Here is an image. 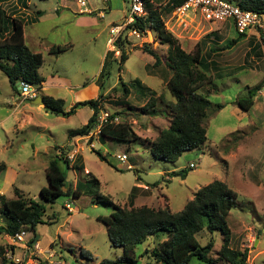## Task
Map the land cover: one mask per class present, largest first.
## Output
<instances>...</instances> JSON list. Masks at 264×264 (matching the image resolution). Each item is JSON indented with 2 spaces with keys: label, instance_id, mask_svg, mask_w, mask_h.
Wrapping results in <instances>:
<instances>
[{
  "label": "rangeland",
  "instance_id": "obj_1",
  "mask_svg": "<svg viewBox=\"0 0 264 264\" xmlns=\"http://www.w3.org/2000/svg\"><path fill=\"white\" fill-rule=\"evenodd\" d=\"M88 1L105 9V15L102 18L95 13L98 23L95 26L81 27L76 24L77 18L72 11L61 8L57 12V8L61 7L59 0H32L28 6L30 13L36 19L43 16L36 24L33 19L29 23L24 20L27 24V43L33 50L44 55L45 76L52 75L57 68L60 75L71 78L73 85L93 81L100 69H104L100 65L106 53L104 64L107 66L103 72L101 88L110 90L103 97L102 107L118 113L123 121L130 123L139 137L131 142L105 138V143L92 138L94 146L90 145L91 141L89 145L87 141L81 142L84 145L83 152L66 169L69 184L76 185L79 180L98 179L100 192L111 202L97 201L96 198L84 195L60 196L54 203H46L44 223L36 227L35 233L39 237L36 242L44 251L53 249L56 255L50 258L53 263H49L46 260L47 253H35L31 258L33 263L100 264L105 259H115L123 254V247L111 242L107 226L99 219L100 216L110 215L117 205L126 204L129 207L136 199L140 203L147 195L152 198L146 203L160 207L170 205L172 211H179L199 188L214 180H222L239 194L228 219L232 247L235 245V248L240 249L241 243L245 242L247 245L241 250H248V263L264 264V254L261 257L257 255L259 247H264V88L254 97V105L249 112L242 111L236 104L237 98L245 95L247 85L254 86L264 78V41L261 39L264 30L257 28L256 33V28H251L246 33L254 42L251 55L247 57L248 62L243 65L248 40L245 39L246 35L239 36L233 25L229 29L227 23H208L201 18L195 21L187 19L181 25L180 22L171 20L173 11L165 10L169 0H150V8L160 11L165 26L168 24L171 28L166 29L178 39L184 50L192 52L196 44L200 43L204 54H209L208 59L215 60L208 69V74H211L214 81L199 91L201 94L208 93V98L213 103L206 120L208 139L200 148L187 151L177 161L171 162L157 159L151 152L150 144L160 131L169 127V118L172 117L170 105L174 98L167 88L172 71L165 62L170 45L161 43L155 33L148 30L143 39L129 36L128 43L125 44V53L128 55L125 62L121 63L119 60L120 54L118 55L116 48L111 49L107 56L106 43L110 37V27L113 23L124 21V11L129 10L128 0ZM69 2L73 9H78L76 0ZM110 8L113 9L111 14ZM38 10L42 11L37 15ZM233 39H237V43L227 48ZM67 44H71L72 48L59 54L60 59L55 63L54 55L49 53L50 46ZM145 46L160 55L159 64L155 65V58L144 50ZM240 65L245 68H240ZM18 86L20 81L17 82V88ZM34 87L37 90L36 85ZM58 90L59 95H63L69 103L71 96L63 89ZM17 95L18 91L13 89L9 78L0 69V137L7 149L4 151L1 147L0 163L6 161L17 170L16 186L27 194L23 196L40 200V190L43 186H48L49 180L43 159L32 157L31 141L37 142L38 147L43 141L51 139L49 131H52L59 145L66 144L65 127H81L84 117L76 116L71 123H67L50 113L45 119H38L49 131H18L11 115L12 99ZM217 104H222L223 108L218 109ZM154 112L163 117L158 116L161 119H157ZM8 142L13 145L7 147ZM98 151L112 165L101 160ZM122 154H127V161L120 160ZM191 163L195 164L193 168L190 167ZM129 165L132 167L129 168ZM182 169L186 170L185 175H170L172 171ZM145 185L149 192L144 190ZM13 196H17L15 190ZM67 202L74 207L73 212H68L65 208ZM5 224L6 216L0 197V226ZM258 235L261 240L259 247L256 244ZM33 236L34 232L29 231L27 242ZM167 238L166 235L151 237L144 244L138 245L136 253L139 260L142 263L150 260L147 252L158 247ZM197 238L202 245L214 240L210 256L218 260L223 234L204 229L197 233ZM0 247L6 251L8 264H33L28 261L29 255L25 253L24 246L14 243L10 237L5 239L3 233H0ZM190 264L206 263L193 258Z\"/></svg>",
  "mask_w": 264,
  "mask_h": 264
},
{
  "label": "trees",
  "instance_id": "obj_2",
  "mask_svg": "<svg viewBox=\"0 0 264 264\" xmlns=\"http://www.w3.org/2000/svg\"><path fill=\"white\" fill-rule=\"evenodd\" d=\"M2 1L0 0V3ZM144 1L148 8L147 14L136 17L133 24L126 26L113 41V46L120 51L119 60L123 63L128 59L125 44L128 43V32L131 29H137L144 35L151 30L161 43L170 45L165 62L172 71L167 81V88L174 98L170 105L172 117L169 127L162 130L150 142L151 152L157 159L175 162L183 153L200 148L208 139L206 120L213 103L208 98V93L201 94L199 91L206 84L213 82L214 78L208 74V69L211 68L208 62L209 54L208 56L204 54L201 44L197 43L192 52L184 50L178 39L166 29L160 11L150 8V0ZM183 2L184 0H169L165 10L172 12ZM233 2L242 9L255 11L264 17V0ZM24 20L20 16L9 14L0 5V69L7 75L14 90H17V82L21 80L36 86L42 85L44 81V77L39 72L44 56L41 52L32 51L27 45L24 37ZM261 39L264 41V34H261ZM235 41L237 40L230 41L227 48H230ZM70 47L71 45L68 44L53 45L50 53L59 55L68 51ZM144 50L155 58V65L161 62L160 55L155 50L147 46ZM262 88H264V78L254 86L247 85L244 89L245 95L239 96L236 100L238 107L244 112L249 111L254 105V97ZM126 92H128L127 88ZM103 97L104 95L100 94L97 99L77 102L69 111H65L64 100L61 98L43 96V99L47 111L64 117L74 114L78 108L85 106L94 110L86 125L69 132V138H74L86 136L94 128ZM217 108L221 109L223 105L217 104ZM138 137L127 121L106 124L100 135V139L111 138L120 142H131ZM56 150L57 153L46 169L49 184L41 188L40 200L25 197L19 192H16V198L0 195L3 213L6 216V224L0 226V233L13 235L20 230L32 231L34 236L28 242L32 246L37 237L36 227L44 223L46 203H54L60 196L84 195L96 198L97 201L111 202L100 192L98 179L79 180L76 185H70L66 171L70 168L68 159L70 153L62 147H56ZM98 155L101 160L111 164L100 151ZM5 168L6 164L0 163V174ZM185 174L186 170L182 169L172 171L170 175ZM238 197V192L226 182L214 180L199 188L194 197L179 211H172L169 206L135 207L133 203L129 207L117 205L110 215L100 216L99 219L106 224L111 242L123 247L124 252L121 256L105 259L100 264H190L193 258L206 264H249L248 250L236 249L230 245L231 228L228 219ZM204 229L223 234L218 260L210 256L215 245L214 240L202 245L197 238V233ZM160 235H166L168 238L160 242L158 247L148 251L150 260L142 263L136 253V247L144 244L149 238ZM5 252V249L0 247L1 264H8Z\"/></svg>",
  "mask_w": 264,
  "mask_h": 264
},
{
  "label": "crops",
  "instance_id": "obj_3",
  "mask_svg": "<svg viewBox=\"0 0 264 264\" xmlns=\"http://www.w3.org/2000/svg\"><path fill=\"white\" fill-rule=\"evenodd\" d=\"M59 1L61 2L59 4L61 7L57 8V12H60L61 8H65V9L72 11V13L75 14V17L77 18L75 20L76 24L81 26V27L95 26L98 23L97 18L94 17L95 13H97L98 16L104 18L105 9H101V8L97 7L96 5L89 2L88 0H86L87 5L85 7L87 11L85 10V8L80 6V4L78 3V0H76V2L79 4V7L76 10L73 9V6H72L71 2H69V0H59ZM31 3H32V0H3L0 3V5L9 14H14V15L23 17L25 20H28V23L31 22L30 20L34 19V21L33 20L32 21L35 22L34 24H36V23H39L41 21V18L43 15H40L39 17H37L38 19H36V17L33 16V14H31L29 9H28V6L31 5ZM128 3H129V0H128ZM109 10H110L109 14H111L113 9L110 8ZM41 11L42 10H38L37 15L39 14L38 12H41ZM83 14H87V16H85ZM127 14H128V11L127 10L124 11V19H125ZM78 15H80V16H78ZM122 23H113L112 26L110 27V29L114 25L122 24ZM26 25L27 24L24 25V37H25V41L27 43V36H26V31H25ZM232 25L233 24L230 22H227V24H226V26H228L229 29L232 27ZM256 33H257V29H256ZM36 34L42 40V37L38 33H36ZM110 37H109V39H110ZM109 39L106 43V52L108 54L107 56H109L111 49L115 48L113 46V44H111ZM245 39L248 40V42H247L246 54H244V58H243V62L245 61L243 65H246V62H248L247 57L249 55H251V52L253 49L252 44L254 42V39L250 38L248 34L245 36ZM236 43H237V41H235V43L233 45H235ZM27 45H28V43H27ZM69 45H71V44H69ZM52 46H50V48ZM30 48L32 51L37 52V51L33 50L32 47H30ZM50 48H49V53H50ZM71 48H72V45L69 49H71ZM116 52L118 53V55L120 54V51L116 50ZM105 54H104V57L102 59L101 65H100V68H102V69L103 68L105 69V67L107 66V64L106 65L104 64ZM53 57H55V63H56V61H58L60 59V56H58V55H54ZM44 62H45V58H44ZM44 62L39 69L40 74L44 77V81H43L42 85L36 86V88H37L36 96L32 99H27L24 96H22L21 90H19V88H17L18 95L14 98L12 97L13 102L11 104V107H12L11 115L14 118L13 119L14 120V126L16 127V130H18V131L24 130V129H28V130L37 129L40 132H42L43 130L49 131V130H47L48 127L44 126V123L42 121H38V119H45L51 113V112L46 110L44 105L33 103V100L39 95L51 96L54 98L63 99L64 100V109H65V111H69L77 102H82V101H86V100H90V99H97L100 94L105 95L110 90V88L107 90L103 89L104 91L101 89V85L103 84L102 79H104V77H103L104 76V73H103L104 69L103 70L100 69L97 77L93 81L84 82V83L82 82L80 84L73 85L71 78L68 76L60 75L59 70L57 68L55 69V72L52 73V75L45 76V74H43ZM208 62H210V65H213L215 60L212 58H209ZM243 65H240L242 67H240V66H238V67L245 68V67H243ZM58 89H60V90L63 89L66 94L71 96V101L69 103H67V99L63 95H59ZM54 90H56V92H58V93H55ZM61 92H63V91H61ZM60 94H62V93H60ZM249 111H247V112H249ZM154 113H155L154 117H156L157 119H161V117H158V116L163 117L162 114L158 115L157 112H154ZM93 114H94V110L88 106H85V107L78 108L74 114H72L68 117L57 115V118L61 121H67V123H71V121L76 116L78 117V116L83 115L84 118L82 120V126H84L88 123L89 119L92 117ZM171 115H172V113H171ZM170 120H171V118H169V121ZM69 126L72 127L73 125H69ZM69 126L65 127L66 136H67V138H66L67 143L66 144L59 145L55 139V133L52 131H49V133L52 136L51 139L48 138L46 141H43V144L40 146L38 145V147H36L37 142H35L34 140L31 141V145L33 148L32 157L33 158L41 157L43 159L45 169H47V166H48L47 164H49L50 160L57 153L56 147L65 148L66 152L68 151L69 153L75 152L76 153V159L78 160L80 154L83 152V149H84V147H83L84 145L81 143L83 140L87 141L86 143L88 145H89L90 141H91V143L95 142L94 140H98L101 143H105V139H100V138L94 139L93 141L91 139L88 140L85 136H83V137L77 136L74 138H69V132L71 130H75V129L82 127L81 126V127H72L71 128ZM91 143H90V145H91ZM3 145H4V143H3ZM3 145L1 147H3L4 151H6L7 149ZM11 145H13V144L11 142H8L7 147H11ZM91 146H94V143ZM1 147H0V149H1ZM4 163L6 164L7 168L5 169V171H3V173L0 174V195H5L8 198H16L17 196L16 197L13 196L14 190L16 192H19L21 195H27L23 189L16 186V182L18 180L17 170L14 167H12L8 162L4 161ZM145 186H147V185H145ZM144 190L146 192H149L148 189L144 188ZM150 198H152V197L147 195L144 198L147 201H145L144 199H141L140 203H137V199H136L132 202L134 204L133 206H135V207H140L143 205L153 206V203H151V204L146 203V202H149ZM33 199H34V197H33ZM189 200H191V199H189ZM125 206H126V204H125ZM168 206L170 207V205H168ZM3 235L5 236V239L10 237V235L7 233H3ZM232 244H233V239L231 238V246H232ZM256 244H258V247L261 244L260 235L257 236ZM246 245L247 244L245 242L241 243L240 249H242ZM233 246H234L233 248H235V245H233ZM259 248L260 249H259L257 255L261 257L262 254H264V247H259ZM236 249H238V248H236ZM250 251H252V250H250Z\"/></svg>",
  "mask_w": 264,
  "mask_h": 264
},
{
  "label": "built area",
  "instance_id": "obj_4",
  "mask_svg": "<svg viewBox=\"0 0 264 264\" xmlns=\"http://www.w3.org/2000/svg\"><path fill=\"white\" fill-rule=\"evenodd\" d=\"M78 3L83 8H85L87 5L86 0H78ZM146 14L147 10L144 0H129V10L124 22L122 24H116L110 29L111 37L109 40L111 44H113L115 38H117V36L126 26L135 22L136 17L145 16ZM197 18H201L203 21L208 23L230 22L233 24L238 34H246L251 28H259L264 30V17L261 14L255 11L242 9L237 3L231 0H184L183 3L177 5L173 10V18H171V20L178 21L181 25H184L187 19L195 21ZM166 27L171 29L168 24H166ZM128 36H135L136 38L143 39L144 34L137 29H131L128 32ZM20 88L22 96L27 99H32L37 94V90L35 89L34 85L28 81L21 80ZM121 121L123 120L120 115L101 106L96 117L94 128L85 137L88 139L100 138L101 130L106 124L120 123ZM92 144L93 143H91V145ZM2 145L3 140L0 137V147ZM75 158V152H71L68 155L70 163H73ZM120 160L122 162L127 161V154H122ZM194 166V163L190 164L191 168ZM129 167L132 166L129 165ZM145 188L147 189L148 186H145ZM65 208L68 210V212L74 211V207L69 202L66 203ZM27 235L28 232L26 230H20L15 234L10 235V238L14 243L22 244L24 246L23 249L25 250V253L29 255L28 261L33 263V259L31 258L35 253H47L48 257L46 260H48L49 263H53V261H50V258H54L56 255L53 249L44 251L40 244L36 241H34L32 246H30L26 240ZM58 264H60V262H58Z\"/></svg>",
  "mask_w": 264,
  "mask_h": 264
},
{
  "label": "water",
  "instance_id": "obj_5",
  "mask_svg": "<svg viewBox=\"0 0 264 264\" xmlns=\"http://www.w3.org/2000/svg\"><path fill=\"white\" fill-rule=\"evenodd\" d=\"M18 88H19V90H21L20 86H19ZM33 103H34V104H42V105H44V99H43V96H41V95L37 96V97L33 100ZM38 238H39V237L37 236V238L35 239V241H37Z\"/></svg>",
  "mask_w": 264,
  "mask_h": 264
}]
</instances>
